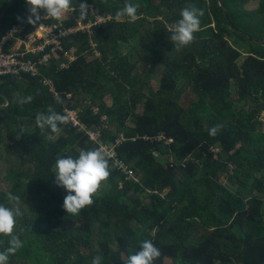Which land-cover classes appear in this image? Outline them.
Returning <instances> with one entry per match:
<instances>
[{
    "label": "trees",
    "instance_id": "trees-1",
    "mask_svg": "<svg viewBox=\"0 0 264 264\" xmlns=\"http://www.w3.org/2000/svg\"><path fill=\"white\" fill-rule=\"evenodd\" d=\"M12 1L0 0V16ZM120 1L71 0L112 20L94 28L95 47L83 32L65 41L76 54L69 68L54 61L41 69L58 97L41 78L0 77V108L10 102L0 110V161L13 159L5 176L12 189H0V204L12 207L11 193L22 213L14 234L23 246L8 264H91L96 255L125 264L145 240L160 250L154 264H264V47L252 43H264V0H131L134 22L116 20L128 0ZM188 5L203 10L200 30L178 52L166 28ZM29 15L25 0L14 2L0 37L30 24ZM134 39L136 62L123 52ZM49 108L66 118L67 108L81 109L89 126L108 115L104 138H125L119 153L135 171L126 179L108 160V179L76 215L62 208L67 192L54 183L55 162L99 148L68 121L58 133L41 131L35 118ZM214 125L222 127L210 136ZM9 240L0 235V251Z\"/></svg>",
    "mask_w": 264,
    "mask_h": 264
},
{
    "label": "clouds",
    "instance_id": "clouds-1",
    "mask_svg": "<svg viewBox=\"0 0 264 264\" xmlns=\"http://www.w3.org/2000/svg\"><path fill=\"white\" fill-rule=\"evenodd\" d=\"M25 5L30 13L28 18L30 24L39 20L41 11L51 18L59 19L72 8L71 0H25ZM80 9L83 16L87 5L81 3ZM202 15L203 10L197 9L194 5H188L181 10L180 19L167 25L166 29L171 33L169 39L178 52L194 41V33L200 30ZM115 18L117 21L127 18L129 22H134L138 19L137 6L130 2L125 3L123 8L116 12ZM32 99L28 96L20 103H30ZM48 113L47 115L37 114L35 118L37 127L41 131L48 128L52 133L60 132L58 125L66 123L67 118L51 108L48 109ZM221 127L222 125H214L209 129L208 134L215 136ZM16 138L19 139L20 136ZM54 173L56 186L67 192L62 208L66 213L76 215L93 203V197L102 183L108 179L109 162L106 154L100 149L81 150L78 158L68 156L57 159ZM7 199L12 207L0 204V235L8 236L10 240L9 246L4 251H0V264H8L9 256L14 255L23 246L19 236L14 234L16 217L22 215L19 206L20 198L8 193ZM160 255V250L150 240H145L139 251L127 257L125 264H154ZM101 261L102 257L96 255L92 258L91 264H101Z\"/></svg>",
    "mask_w": 264,
    "mask_h": 264
},
{
    "label": "built area",
    "instance_id": "built-area-1",
    "mask_svg": "<svg viewBox=\"0 0 264 264\" xmlns=\"http://www.w3.org/2000/svg\"><path fill=\"white\" fill-rule=\"evenodd\" d=\"M87 10L81 15L79 7L71 8L69 13H78L73 24L66 25L65 19L52 21L49 16H40L39 20L31 24H17L9 28L0 37V77L9 75H29L33 78H41L43 85L50 89L55 96H59L55 82L51 78L42 75L41 69L50 66L54 61L58 62L59 69H67L75 60L76 54L73 48L66 50L65 41L72 35L83 32L88 34V40L94 46L93 36L95 27L107 21H111L110 15L99 14L93 4L86 3ZM29 26L30 28H28ZM92 40V41H91ZM96 54L101 53L94 51ZM72 98V94L68 96ZM81 109L67 108V121L81 132L85 133L97 147L106 154L114 169L125 176L126 179L134 178L135 171L125 159L120 156L119 147L125 141L124 137L118 138L115 143H109L103 134V127H107L109 116L102 115V126H89L81 118ZM93 112L99 114L100 107H93Z\"/></svg>",
    "mask_w": 264,
    "mask_h": 264
},
{
    "label": "rangeland",
    "instance_id": "rangeland-1",
    "mask_svg": "<svg viewBox=\"0 0 264 264\" xmlns=\"http://www.w3.org/2000/svg\"><path fill=\"white\" fill-rule=\"evenodd\" d=\"M69 17H72V15L68 12L64 16H62L61 18H59V20H61L63 22L65 19H67ZM92 43H94V42L92 41ZM94 46H95V44H94ZM240 46H241V44H240ZM136 47L138 48V41H137V39H134L131 42L130 45H124V47H123V52L124 53H131V52L135 53V56H132L131 57V61L132 62H136L137 59H138V54L136 53ZM244 48L247 49L246 46H244ZM73 50H74L73 52H75V49H73ZM94 55L97 56V57L101 56V55L96 54L95 52H94ZM155 87L157 89L159 87V84L158 83H155ZM88 103H91V102L88 101ZM259 132L260 133H264V126L259 129ZM217 151L218 150H216L215 152H217ZM9 159H10V161L13 160L10 156H8V157L6 156V158L4 160L0 161V189L2 191H5V192H10L11 189H12V184H10V182H8L7 180H5V176H6L7 172H8V170H9L8 169L9 168V164H10ZM230 168H232V167H230ZM221 181L223 182L224 185H226V187H228V189H231V190L233 189V187L228 182V180L225 178V176H222Z\"/></svg>",
    "mask_w": 264,
    "mask_h": 264
},
{
    "label": "water",
    "instance_id": "water-1",
    "mask_svg": "<svg viewBox=\"0 0 264 264\" xmlns=\"http://www.w3.org/2000/svg\"><path fill=\"white\" fill-rule=\"evenodd\" d=\"M17 0H14V1H12L11 3H9L8 5H7V7L3 10V12L1 13V16H0V32H1V29H2V23H3V17H4V15H5V13H6V11H7V9L14 3V2H16ZM115 1H117V2H119V3H121V4H123L122 3V1H120V0H115ZM128 2H131V0H128L126 3H128ZM125 4V3H124ZM221 5L224 7V9H225V13H226V15L228 16V10H227V8L224 6V4L221 2ZM252 43L253 44H255V45H259V46H263L264 47V43H262V42H254V41H252ZM9 104H10V102L9 101H7V104L6 105H3L1 108H0V110H2V108H6L7 106H9Z\"/></svg>",
    "mask_w": 264,
    "mask_h": 264
}]
</instances>
